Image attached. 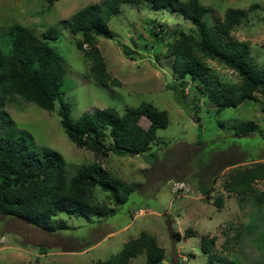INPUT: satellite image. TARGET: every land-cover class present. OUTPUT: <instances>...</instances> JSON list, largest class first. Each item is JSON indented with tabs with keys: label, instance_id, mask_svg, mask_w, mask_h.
<instances>
[{
	"label": "rangeland",
	"instance_id": "374dc122",
	"mask_svg": "<svg viewBox=\"0 0 264 264\" xmlns=\"http://www.w3.org/2000/svg\"><path fill=\"white\" fill-rule=\"evenodd\" d=\"M103 1L58 0L50 5L45 0H0V34L12 24L28 28L39 38L47 30L57 31L56 38L45 41L65 59L63 97L72 104L73 119L107 107L122 115L125 109L147 102L166 111L168 126L157 130V139L146 152L132 156L109 152L97 158L67 138L57 104L47 111L19 98L9 102L4 111L17 134L33 149L60 153L67 175L84 164L98 162L112 177L137 186L113 213L87 219L59 212L49 222L55 226L57 220H63L66 229L48 232L0 213V264H93L116 255L141 232L154 236L164 249L163 264H264V204L258 205L252 198L241 201L223 187L235 166L244 167L247 160L264 163V95L254 93L237 106L218 112L196 84L189 82L183 88L184 102L176 99L173 58L168 56L166 44L178 30L196 26L176 11L153 8L149 0H124L108 23L109 38L97 37L106 70L120 84L92 81L90 65L76 45L81 35L71 33L70 19L87 4ZM198 2L208 9L210 25L218 23L227 10L242 9L245 15L223 41H247L254 61L264 68V0ZM153 25L163 29L159 37L150 33ZM207 64L220 85L239 86L231 69L216 61ZM248 121L255 124L256 132L237 134L235 126ZM138 122L143 128L149 124L145 117ZM105 143L109 145V140ZM209 186L206 195L201 188ZM254 187L264 193V180L256 181ZM95 197L107 209L112 208L101 190H95ZM218 197L221 205L216 202ZM187 229L193 235L186 236ZM172 232H178L179 239ZM202 237L215 238L209 254L200 248ZM128 264H145V253Z\"/></svg>",
	"mask_w": 264,
	"mask_h": 264
},
{
	"label": "trees",
	"instance_id": "16d2710c",
	"mask_svg": "<svg viewBox=\"0 0 264 264\" xmlns=\"http://www.w3.org/2000/svg\"><path fill=\"white\" fill-rule=\"evenodd\" d=\"M45 1L52 5L58 0ZM123 2L104 0L98 4L90 3L71 16L70 31L74 35H81L76 45L90 65V79L96 83L120 84L106 70L97 47V37L109 38L108 23L119 12ZM149 2L153 8L180 13L196 26L194 30H178L173 40L166 44L167 54L173 58L171 68L175 82L172 90L176 99L184 102L183 88L189 82L196 84L199 92L218 112L225 107L237 106L254 93L264 95V68L254 61L249 43L223 41L224 36L229 35L245 15L242 9H229L218 23L210 25L206 21L208 9L198 0H186L184 3L179 0ZM149 31L159 37L163 29L153 25ZM57 35L55 29H50L39 38L19 24L9 25L0 34V213L20 218L48 232L55 228H67L63 220H57L55 226L49 224L59 212H65L69 217L81 215L87 219L113 213L117 205L127 201L137 184H125L112 177L98 162L84 164L73 175H67L66 162L60 153L33 149L17 134L13 121L4 111L9 102L19 98L47 111L54 110L57 104L60 124L67 138L97 158L106 157L109 152L118 156L146 152L157 139V130L166 128L169 123L166 111L158 110L147 102L125 109L122 115L113 107H107L73 119L72 104L63 97L65 59L45 41ZM122 52L128 54L125 47H122ZM208 60L231 69L240 80L239 86L220 85L209 73ZM142 117L149 121L147 128L138 122ZM255 127L254 123L248 121L237 128L235 126V129L237 134H247L256 132ZM106 140H109V145H106ZM245 162L248 164L244 167L238 165L233 168L223 187L241 201L252 198L254 203L262 205L264 193L259 192L254 183L264 180V163L259 159ZM96 189L106 194L112 208L107 209L96 199ZM201 190L208 195L211 186L202 187ZM216 202L221 205V197ZM192 233L190 229L185 231L188 237ZM172 237L179 239V233L172 232ZM214 240V237L201 238L203 253L209 254ZM142 252L145 253V264H163L164 249L154 236L146 232L125 242L116 255L93 264H128ZM208 261L211 262L210 259Z\"/></svg>",
	"mask_w": 264,
	"mask_h": 264
},
{
	"label": "built area",
	"instance_id": "2783aa9c",
	"mask_svg": "<svg viewBox=\"0 0 264 264\" xmlns=\"http://www.w3.org/2000/svg\"><path fill=\"white\" fill-rule=\"evenodd\" d=\"M181 185H183V184H181ZM181 185H180V186H181Z\"/></svg>",
	"mask_w": 264,
	"mask_h": 264
}]
</instances>
